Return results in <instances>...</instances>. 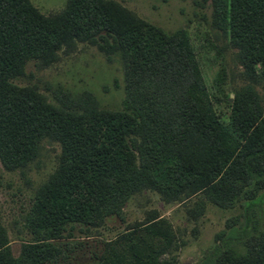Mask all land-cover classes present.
<instances>
[{"label":"trees","instance_id":"16d2710c","mask_svg":"<svg viewBox=\"0 0 264 264\" xmlns=\"http://www.w3.org/2000/svg\"><path fill=\"white\" fill-rule=\"evenodd\" d=\"M211 3L244 74L264 80V0ZM80 42L119 58L122 109L61 89L53 104L13 82L28 62L51 64ZM224 101L229 111L218 113L184 28L165 31L114 0H66L47 15L30 0H0V162L23 169L43 141L60 146L29 210L33 239L17 255L0 219V264H72L84 243L67 240L70 232L121 217L144 189L167 202L196 194L222 207L241 201L242 225L227 224L201 264H264V101L250 82ZM173 241L167 220L151 214L105 242L95 264H176L165 256Z\"/></svg>","mask_w":264,"mask_h":264},{"label":"rangeland","instance_id":"374dc122","mask_svg":"<svg viewBox=\"0 0 264 264\" xmlns=\"http://www.w3.org/2000/svg\"><path fill=\"white\" fill-rule=\"evenodd\" d=\"M30 1L45 15L61 12L66 3V0ZM114 1L165 31L186 29L205 83L219 100L214 102L218 113H228L225 96L232 101L235 89L248 82L255 85L264 101V80L253 83L244 74L236 50L214 21L211 0ZM13 82L34 87L53 104L56 103L55 91L61 89L73 96L88 91L103 109L123 108L121 62L95 43L80 42L69 51H61L57 60L48 65L30 61ZM59 154V144L45 140L38 157L23 169L7 170L0 162V219L14 255L18 254L22 241L33 239L28 228L29 210L39 186L54 171ZM151 214L167 220L174 241L165 256L174 257L176 264H201L220 236L228 231L229 224L240 227L243 223L241 201L232 207H222L196 194L167 202L156 191L144 189L126 201L121 217L111 216L100 227L86 231L75 227L70 232L67 240L84 243V247L74 253L72 264H95V253L101 252L105 242ZM236 249L241 252L242 245L237 244Z\"/></svg>","mask_w":264,"mask_h":264}]
</instances>
